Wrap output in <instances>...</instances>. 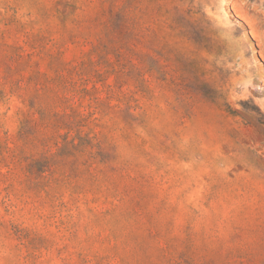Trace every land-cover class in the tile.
<instances>
[{
	"label": "rangeland",
	"instance_id": "374dc122",
	"mask_svg": "<svg viewBox=\"0 0 264 264\" xmlns=\"http://www.w3.org/2000/svg\"><path fill=\"white\" fill-rule=\"evenodd\" d=\"M0 264H264V0H0Z\"/></svg>",
	"mask_w": 264,
	"mask_h": 264
},
{
	"label": "trees",
	"instance_id": "16d2710c",
	"mask_svg": "<svg viewBox=\"0 0 264 264\" xmlns=\"http://www.w3.org/2000/svg\"><path fill=\"white\" fill-rule=\"evenodd\" d=\"M66 145H67V144H66ZM68 145H70V144H68ZM72 147H76V145H75L74 143H72ZM46 162L49 163V162H50V159H47Z\"/></svg>",
	"mask_w": 264,
	"mask_h": 264
}]
</instances>
